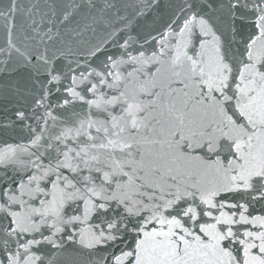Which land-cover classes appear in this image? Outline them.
Masks as SVG:
<instances>
[{"label":"snow or ice","instance_id":"obj_1","mask_svg":"<svg viewBox=\"0 0 264 264\" xmlns=\"http://www.w3.org/2000/svg\"><path fill=\"white\" fill-rule=\"evenodd\" d=\"M45 3L0 0V127L29 131L0 264H264V0H140L87 48Z\"/></svg>","mask_w":264,"mask_h":264},{"label":"water","instance_id":"obj_2","mask_svg":"<svg viewBox=\"0 0 264 264\" xmlns=\"http://www.w3.org/2000/svg\"><path fill=\"white\" fill-rule=\"evenodd\" d=\"M7 0H5V3ZM71 0H56L57 12L60 13L65 6H70ZM79 3L81 7L77 9L69 22L64 25H60L61 32L63 34H69L72 36V46L74 48H87L93 44L99 42L105 35L113 28L118 27L122 21L119 19L123 16L131 17L135 11L136 6L140 3V0H108L113 6L108 7L106 0H94L95 7H90L86 0H75ZM169 0H165L168 3ZM22 3L26 7H31L33 0H22ZM39 8L46 10L47 5L45 0H39ZM38 18V17H37ZM80 33V35H75V33ZM4 39V33L0 30V42ZM115 51V49H113ZM6 101L3 102L6 105ZM76 112L83 113L86 110V106L82 108L79 104L70 105L68 110L64 109H54V114L59 115L64 113L65 116H71L72 110ZM8 115L2 107H0V123L6 122L5 118ZM57 124V128L59 127ZM49 133L46 132L47 136ZM29 138V131L26 128H10V127H0V148L5 147L8 144H20L26 143ZM44 149L41 148L40 151ZM7 175H5V170H0V183H3L8 179L9 176L15 175V170L9 167L7 170ZM105 255L103 251L97 253L91 257L93 264H98L100 258ZM89 257L87 252L76 253L72 252L71 249L69 253L61 257V264H89Z\"/></svg>","mask_w":264,"mask_h":264}]
</instances>
